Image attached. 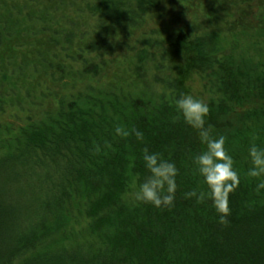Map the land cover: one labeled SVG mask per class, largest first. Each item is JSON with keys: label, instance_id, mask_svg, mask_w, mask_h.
Here are the masks:
<instances>
[{"label": "trees", "instance_id": "trees-1", "mask_svg": "<svg viewBox=\"0 0 264 264\" xmlns=\"http://www.w3.org/2000/svg\"><path fill=\"white\" fill-rule=\"evenodd\" d=\"M181 92L208 102L240 173L226 224L184 196L207 186ZM251 142L264 146V0H0V264H264ZM144 147L179 169L171 208L132 198Z\"/></svg>", "mask_w": 264, "mask_h": 264}, {"label": "clouds", "instance_id": "clouds-1", "mask_svg": "<svg viewBox=\"0 0 264 264\" xmlns=\"http://www.w3.org/2000/svg\"><path fill=\"white\" fill-rule=\"evenodd\" d=\"M178 118L193 129L203 148L192 156L196 172L203 178L207 190L192 189L185 192V198H195L197 203L211 200L212 206L219 214L222 224L228 223L230 214L229 195L240 184L241 176L234 166L233 156L225 148L224 135L213 136L212 126L206 124L210 112L209 104L202 98L190 93L181 92L174 99ZM117 136L127 138L134 135L137 141L144 140V132L117 124L114 128ZM98 150V149H97ZM248 159L251 166L245 175L257 181L255 191L264 190V146L251 142L248 149ZM143 166L149 173L132 192L135 202L151 204L157 209L174 206L177 190V176L179 169L170 158L162 153L150 151L144 147L141 152Z\"/></svg>", "mask_w": 264, "mask_h": 264}, {"label": "rangeland", "instance_id": "rangeland-1", "mask_svg": "<svg viewBox=\"0 0 264 264\" xmlns=\"http://www.w3.org/2000/svg\"><path fill=\"white\" fill-rule=\"evenodd\" d=\"M149 23H150V25H154L155 24V19L150 20ZM196 89H199V85L196 87Z\"/></svg>", "mask_w": 264, "mask_h": 264}]
</instances>
